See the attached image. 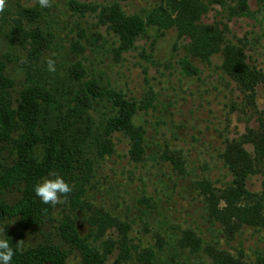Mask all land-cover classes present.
I'll use <instances>...</instances> for the list:
<instances>
[{"label": "rangeland", "instance_id": "1", "mask_svg": "<svg viewBox=\"0 0 264 264\" xmlns=\"http://www.w3.org/2000/svg\"><path fill=\"white\" fill-rule=\"evenodd\" d=\"M18 1L36 5L39 17L35 21L21 18L15 0H5L0 11V55L13 60L8 72L16 82L23 75L21 62H25L26 52L22 32H6L12 27V17L21 18L23 30L38 26L43 32L46 49L41 64L53 59L62 75L68 64L79 60L87 78L116 89L124 99L141 106L132 117L133 124L145 130L141 148L135 152L130 138L114 131L112 153L93 166L90 181L84 185L87 206L74 211L79 235L105 258L103 264H212L204 246L225 251L245 264H264V226L243 224L228 237L206 212L198 185L206 180L212 189H223L231 176L220 154L231 141L240 142L252 153V144L245 141L247 128L264 129V10L260 5L264 0H249L250 15L227 18L226 10L212 4L200 18L227 24L226 38L242 46L247 61L259 70L244 80L223 71L220 52L209 61L187 56L197 73H184L180 61L188 55L184 46L188 40L175 28L160 34L155 26H147L134 47L117 56L114 47L118 37L107 28L108 22L98 21L95 12L75 11L70 0H50L45 9L36 0ZM75 1L103 4L110 0ZM115 1L126 13L141 15L159 2ZM108 106L99 104L95 117L106 114ZM32 151L37 159L43 155L41 144ZM173 154L180 156L182 171L168 159ZM263 176L256 172L247 177L244 198L250 199L261 189ZM19 194L11 188L0 197L10 203ZM63 206L55 208V218H61ZM219 206H223L222 201ZM4 222L25 245L62 242L56 222L23 231L15 218ZM186 230L199 238L203 248L196 251L191 243L180 242ZM68 261H79L77 251Z\"/></svg>", "mask_w": 264, "mask_h": 264}, {"label": "trees", "instance_id": "2", "mask_svg": "<svg viewBox=\"0 0 264 264\" xmlns=\"http://www.w3.org/2000/svg\"><path fill=\"white\" fill-rule=\"evenodd\" d=\"M15 1L21 18L38 19L36 5L25 6ZM212 4L226 10L227 18L251 14L249 0H159L145 15L126 13L115 0L103 4L69 1V6L75 11L95 12L100 23H109L107 28L118 37L114 47L117 56L133 48L135 40L146 33L147 26H155L160 34L175 28L188 40L184 45L188 55L180 61L187 75L197 73V68L187 56L209 61L217 52L223 57L221 68L232 77L244 80L248 74L256 75L259 70L247 61L242 46L224 35L227 24L219 20L211 23L200 20ZM260 5L264 10V2ZM21 18L9 19L12 27L6 31L22 32L25 41L22 47L26 60L21 62L23 75L18 82L8 72V64L13 60L5 54L0 55V195L11 188L20 193L10 203L0 197V223L3 222L4 234L11 243L21 246L12 264H103L105 258L86 242L85 237L79 235L74 211L84 210L87 206L83 199L84 185L90 181L93 166L112 153L111 135L114 131L127 135L135 152L141 148L145 130L132 121L141 106L124 99L116 89L94 78H87L79 60L68 64L62 75L57 69L48 72L41 64L46 49L43 32L38 26L23 30ZM251 79L253 83L255 79ZM101 103H107L108 110L97 118L94 112ZM245 139L252 144V153L240 142L231 141L220 154L231 176L223 189H212L206 180L198 184L205 198L206 212L230 238L243 224L254 228L264 226V176L261 189L252 193L250 199L244 198L247 177L256 172L264 174V129L248 127ZM38 144L43 148L40 159L34 157L32 151ZM168 159L176 170H183L178 154L170 155ZM53 173L61 175L71 185L72 191L59 197L61 202L57 205H44L34 196L32 188ZM220 201L223 206H219ZM59 204L64 205V213L57 219L54 213ZM14 218L22 231L56 222L62 242L44 241L25 245L10 231L8 222H4ZM123 226L127 229L125 224ZM96 228L100 229L101 225ZM125 237L126 231L123 242ZM180 242L191 243L196 251L203 248L199 238L195 239L190 230L183 231ZM203 249L211 254L212 264H245L213 246H204ZM75 251L79 261L69 262L70 255Z\"/></svg>", "mask_w": 264, "mask_h": 264}, {"label": "clouds", "instance_id": "3", "mask_svg": "<svg viewBox=\"0 0 264 264\" xmlns=\"http://www.w3.org/2000/svg\"><path fill=\"white\" fill-rule=\"evenodd\" d=\"M42 9L48 8L50 0H36ZM5 8V0H0V11ZM48 72H55V61L51 58L45 62ZM34 196L44 205L55 206L61 202L59 197L72 191L71 185L59 174L53 173L50 177L42 179L33 185ZM21 251L19 243L13 244L10 238L4 234V227L0 226V264H12L14 255Z\"/></svg>", "mask_w": 264, "mask_h": 264}]
</instances>
